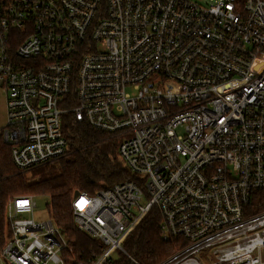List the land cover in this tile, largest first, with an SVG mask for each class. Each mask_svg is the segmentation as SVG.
<instances>
[{
  "label": "built area",
  "instance_id": "obj_1",
  "mask_svg": "<svg viewBox=\"0 0 264 264\" xmlns=\"http://www.w3.org/2000/svg\"><path fill=\"white\" fill-rule=\"evenodd\" d=\"M0 89L20 171L68 154L69 114L120 141L136 179L73 195L100 243L79 264H139L124 244L153 208L184 243L159 264H264V0H0ZM36 208L8 202L4 264H67Z\"/></svg>",
  "mask_w": 264,
  "mask_h": 264
},
{
  "label": "trees",
  "instance_id": "obj_2",
  "mask_svg": "<svg viewBox=\"0 0 264 264\" xmlns=\"http://www.w3.org/2000/svg\"><path fill=\"white\" fill-rule=\"evenodd\" d=\"M69 151L63 158L28 171H20L12 160L11 146L0 134V252L9 238L6 208L20 196H48V217L65 235L71 252L67 264L88 262L100 251L99 241L79 232L74 224L72 200L76 191L96 194L103 188L136 177L119 155L120 141L103 131L79 123L73 115L63 120ZM160 213L151 209L124 244L125 251L139 264H159L184 243L162 238ZM115 264H134L126 257Z\"/></svg>",
  "mask_w": 264,
  "mask_h": 264
},
{
  "label": "rangeland",
  "instance_id": "obj_3",
  "mask_svg": "<svg viewBox=\"0 0 264 264\" xmlns=\"http://www.w3.org/2000/svg\"><path fill=\"white\" fill-rule=\"evenodd\" d=\"M198 4L205 5L216 0H192ZM6 124V99L4 93L0 89V134L3 127ZM37 203V208L35 210V217L38 218H49L47 212V204L49 203L48 196H40L35 199ZM144 204V201L142 202ZM30 218V216H27ZM116 260L122 259V255L119 253L114 254Z\"/></svg>",
  "mask_w": 264,
  "mask_h": 264
},
{
  "label": "water",
  "instance_id": "obj_4",
  "mask_svg": "<svg viewBox=\"0 0 264 264\" xmlns=\"http://www.w3.org/2000/svg\"><path fill=\"white\" fill-rule=\"evenodd\" d=\"M74 195L75 196H78L79 195V191H76Z\"/></svg>",
  "mask_w": 264,
  "mask_h": 264
},
{
  "label": "crops",
  "instance_id": "obj_5",
  "mask_svg": "<svg viewBox=\"0 0 264 264\" xmlns=\"http://www.w3.org/2000/svg\"><path fill=\"white\" fill-rule=\"evenodd\" d=\"M0 264H4L3 260L0 258Z\"/></svg>",
  "mask_w": 264,
  "mask_h": 264
}]
</instances>
